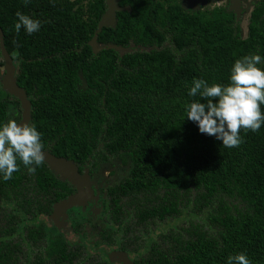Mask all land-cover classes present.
I'll return each instance as SVG.
<instances>
[{"label": "trees", "instance_id": "obj_1", "mask_svg": "<svg viewBox=\"0 0 264 264\" xmlns=\"http://www.w3.org/2000/svg\"><path fill=\"white\" fill-rule=\"evenodd\" d=\"M123 3L94 50L105 0H0L4 46L19 62L16 84L43 149L79 173L126 169L102 192L99 224L63 233L43 215L75 187L44 161L29 172L18 159L19 171L0 179V264H118L106 248L130 264H226L241 252L264 264V126L241 129L239 147L225 148L184 111L201 99L188 96L193 78L227 84L235 60L264 58V2L245 36L226 8ZM17 12L41 20L40 31L17 34ZM10 114L20 119V101L0 84V123Z\"/></svg>", "mask_w": 264, "mask_h": 264}, {"label": "clouds", "instance_id": "obj_2", "mask_svg": "<svg viewBox=\"0 0 264 264\" xmlns=\"http://www.w3.org/2000/svg\"><path fill=\"white\" fill-rule=\"evenodd\" d=\"M14 30L27 35L39 32L42 21L17 12ZM258 54L235 60L227 84L193 78L189 97L201 98L185 105V118L196 123L202 134L214 136L225 148H235L243 142L241 129L257 132L264 126V69ZM203 101V102H201ZM42 134L30 123L8 120L0 123V179L9 180L19 171L17 160L35 172L44 161ZM226 264H252L241 252L229 255Z\"/></svg>", "mask_w": 264, "mask_h": 264}, {"label": "water", "instance_id": "obj_3", "mask_svg": "<svg viewBox=\"0 0 264 264\" xmlns=\"http://www.w3.org/2000/svg\"><path fill=\"white\" fill-rule=\"evenodd\" d=\"M106 2H107V9L100 17L95 33L89 41L93 46L94 50L103 47V45H100L96 42L95 39L96 33L101 29L103 25H113L115 20V11L122 8L118 5V0H106ZM231 9L235 13V19L239 20L240 0H231ZM115 48L122 50L127 49V48H122L120 46H115ZM0 53L4 61V73L0 79V84L7 92L16 96L20 101L21 114H20V119L17 122L22 124L28 123L30 119L31 103L27 99L24 90L16 84V75L18 73L19 62L17 60H14L6 50L3 42V34L1 29H0ZM43 152H44V162H46L47 165L56 173L62 175L64 178L69 180L71 184L75 187V191L73 193L53 203L50 214L43 215V218L47 221V223L49 225H52L54 224L55 216L59 212L77 203L76 199L77 197H79V191L81 186L80 176L82 175L88 177L89 174L86 168L84 170V173L82 174L79 173L77 166L74 164L72 160H67L65 157L62 156H56L45 149H43ZM58 230L63 232L61 229ZM118 254L121 255L122 258H124L123 260L126 261V264H130V261L127 259V255L125 252L119 251Z\"/></svg>", "mask_w": 264, "mask_h": 264}, {"label": "rangeland", "instance_id": "obj_4", "mask_svg": "<svg viewBox=\"0 0 264 264\" xmlns=\"http://www.w3.org/2000/svg\"><path fill=\"white\" fill-rule=\"evenodd\" d=\"M246 16V15H245ZM245 17L240 22L241 26V36H245L247 34V29L245 27ZM1 60V59H0ZM4 67L0 66V79L3 76ZM12 107V106H9ZM14 114H10L8 120H13ZM125 168H122L120 165L113 164V165H103L101 169L95 175L91 177L87 176H80L81 179V186L79 191V197H77V203L71 207H67L61 212H59L55 216L54 224L50 226H55L58 229H61L63 232L68 233L69 229L66 228L68 226L69 219L72 220V223L78 222H85L90 228V223L99 224L100 219L98 216L101 212V204L100 195L102 197L101 188L104 187L108 182L115 181L119 178L120 175L124 174ZM54 171V170H53ZM55 172V171H54ZM56 173V172H55ZM58 176L64 178L62 175L56 173ZM66 179V178H65ZM99 201V202H98ZM95 210V211H94ZM89 221V222H88ZM71 234V233H70ZM69 234V235H70ZM88 234L84 236V240L88 241L90 245L96 239V236ZM78 236V234H75ZM93 247V246H90ZM106 257L110 259L112 262H116L118 264H126V261L123 260L121 255H119V250L106 248ZM127 259L129 260L128 256Z\"/></svg>", "mask_w": 264, "mask_h": 264}, {"label": "flooded vegetation", "instance_id": "obj_5", "mask_svg": "<svg viewBox=\"0 0 264 264\" xmlns=\"http://www.w3.org/2000/svg\"><path fill=\"white\" fill-rule=\"evenodd\" d=\"M124 2V0H118V5L120 6V7H125V6H128L126 3H123ZM179 2H180V5H182L183 7H185V8H192V9H196V8H199V7H206V6H208V7H210V8H226V9H228V10H230V11H232L233 13H234V11L231 9V0H179ZM259 2H264V0H240V17H239V20H240V22H241V20L243 19V17H245L246 18V20H245V18H244V20H245V27H246V31H248V21H249V16H250V12H251V10H252V8H253V6L255 5V4H257V3H259ZM105 3H106V5H107V2H106V0H105ZM116 12V11H115ZM235 14V13H234ZM246 15V16H245ZM241 25V24H240ZM241 27V26H240ZM114 164H117V165H120V163H118V162H116V163H114ZM103 165H110L109 163H105V164H103ZM102 165V166H103ZM111 165H113V164H111ZM121 166V165H120ZM122 168H125V167H123V166H121ZM88 171V170H87ZM83 173V172H82ZM81 173V174H82ZM96 173H98V171L97 172H94V173H88L89 174V177H91V176H93V175H95ZM121 176V175H120ZM119 176V177H120ZM117 179H119V178H117ZM116 179V180H117ZM110 182H113V181H110ZM110 182H108V183H110ZM107 183V184H108ZM107 184L106 185H104V187H102L101 188V191L103 192L104 191V188L107 186ZM75 191V190H74ZM103 197V196H102ZM100 199V204H101V202H102V198H101V195H100V198H99V196H98V199L97 200H99ZM99 202V201H98ZM95 211V210H94ZM100 215H101V212H100ZM100 215L98 216V218L100 217ZM68 222V226H66V228H68L69 229V231H70V229H71V226L74 224V223H72V220L71 219H69V221H67ZM89 222V221H88ZM55 227V226H54ZM56 228V227H55ZM57 229V228H56ZM69 233V232H68ZM130 260V259H129Z\"/></svg>", "mask_w": 264, "mask_h": 264}]
</instances>
